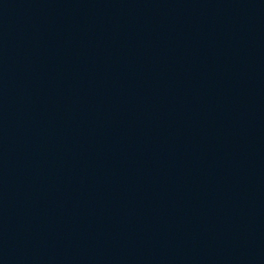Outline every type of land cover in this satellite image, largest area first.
<instances>
[{
	"label": "water",
	"instance_id": "95a60500",
	"mask_svg": "<svg viewBox=\"0 0 264 264\" xmlns=\"http://www.w3.org/2000/svg\"><path fill=\"white\" fill-rule=\"evenodd\" d=\"M0 264H264V0H0Z\"/></svg>",
	"mask_w": 264,
	"mask_h": 264
}]
</instances>
